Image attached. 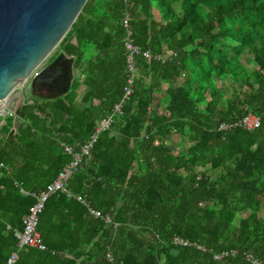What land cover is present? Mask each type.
Segmentation results:
<instances>
[{
  "label": "trees",
  "instance_id": "1",
  "mask_svg": "<svg viewBox=\"0 0 264 264\" xmlns=\"http://www.w3.org/2000/svg\"><path fill=\"white\" fill-rule=\"evenodd\" d=\"M126 14L140 48L132 91L66 182L112 221L52 193L37 221L45 248L23 246L13 264H264V0H86L56 46L81 78L23 104L11 138L12 116L0 125V264L31 193L71 159L60 142L78 150L122 99ZM173 134L190 144L174 150Z\"/></svg>",
  "mask_w": 264,
  "mask_h": 264
},
{
  "label": "water",
  "instance_id": "2",
  "mask_svg": "<svg viewBox=\"0 0 264 264\" xmlns=\"http://www.w3.org/2000/svg\"><path fill=\"white\" fill-rule=\"evenodd\" d=\"M85 2L0 0V99L14 111L7 139L20 126L23 104L33 103L34 96L54 99L69 90L75 57L56 46ZM42 83L59 90L40 93L38 86Z\"/></svg>",
  "mask_w": 264,
  "mask_h": 264
},
{
  "label": "built area",
  "instance_id": "3",
  "mask_svg": "<svg viewBox=\"0 0 264 264\" xmlns=\"http://www.w3.org/2000/svg\"><path fill=\"white\" fill-rule=\"evenodd\" d=\"M122 24L125 28V36H124V48L126 50V70H127V79L126 85L124 87L123 97L120 102L116 103L113 107V110L110 114L99 119L98 124L96 125L94 131L90 134L89 138L81 144L78 150H75L74 147L70 145L64 144V150L68 154L71 155V159L65 163L60 171L58 172L57 176L46 186L44 190H41L37 193H31L35 200L31 205L28 213L24 216V226L23 229L18 231H14V235L17 239V250H13L9 256L7 257L6 264H13L18 256V250H20L23 246H32L37 247L40 249H44L45 246L43 244L41 235L39 230L37 229V221L38 215L42 211L45 201L52 193L55 192H64L68 196H74L77 200L83 202L85 205L89 207L88 202L83 199L79 194H73L66 188V182L68 178L74 173L79 167L81 162L83 161L84 157L89 154L90 148L92 144L97 140L98 134L100 131L108 128L110 122L112 121L113 113L120 112V107L122 102L128 98L132 91L133 85V78H134V56L140 52V48L134 43L132 38V31L129 26V16L126 14L123 17ZM142 55L145 57L149 56V52L147 50L142 52ZM8 116H14V111L12 109L7 108V103L4 99H0V120H5ZM241 121L244 123L245 126L254 127L258 126L259 119L252 115L248 114L244 116ZM2 165V163H0ZM21 191L25 194L29 192L21 189ZM89 211L95 217L103 218L107 222H111L110 215H102L99 210H95L89 207ZM117 225L116 222H113V226ZM173 242L176 244H190L187 240H184L180 237L175 236L173 238ZM198 248H203V246L198 245ZM108 261H112L113 257L110 251H107L105 254ZM215 258L220 257V255H215ZM121 264V263H120Z\"/></svg>",
  "mask_w": 264,
  "mask_h": 264
},
{
  "label": "rangeland",
  "instance_id": "4",
  "mask_svg": "<svg viewBox=\"0 0 264 264\" xmlns=\"http://www.w3.org/2000/svg\"><path fill=\"white\" fill-rule=\"evenodd\" d=\"M78 70L77 71H75V74H76V72H77V74L75 75L77 78H81V70H82V67H80L79 66V68H77ZM79 70H80V72H79ZM229 83H230V80L229 79H227V81H226V83H225V85H229ZM79 92V91H78ZM45 94H47V93H45ZM78 94H80V93H78ZM162 99V98H161ZM165 101L162 99V102H161V106H160V111L161 112H164V110H165ZM181 136H177L176 134H173L171 137H167L166 139H165V141H166V143H169L170 144V146L174 149V150H176V149H182L183 147L185 148V147H187L190 143H189V141L187 140V138L184 136V137H181ZM199 168H201V167H199ZM239 215H242L241 213L239 214Z\"/></svg>",
  "mask_w": 264,
  "mask_h": 264
},
{
  "label": "crops",
  "instance_id": "5",
  "mask_svg": "<svg viewBox=\"0 0 264 264\" xmlns=\"http://www.w3.org/2000/svg\"><path fill=\"white\" fill-rule=\"evenodd\" d=\"M71 42H73V43H75V37H72V39H71ZM74 70V69H73ZM75 71L76 70H74V77H75V75L77 74V72H76V74H75ZM84 89H85V87L84 86H79L77 89H76V91H77V96H76V102L78 103L79 101H80V98H81V96H82V94H83V92H84ZM79 91V92H78ZM78 93H80V94H78ZM43 94H45V93H43ZM32 99H33V102H35V101H38L39 99H44V100H51V99H47V98H42V97H39V96H34V97H32ZM20 120V124L23 122V118H20L19 119ZM3 120H0V125L1 124H3ZM11 127L12 126H10V128H9V130L11 129ZM17 130V129H16ZM16 130L14 131V134L16 133ZM9 132V131H8ZM8 132H7V134H8ZM7 134H6V138H7ZM13 134V135H14ZM63 146H64V143L63 142H60ZM67 145V144H66ZM63 149H64V147H63ZM21 189L22 188H20V191H21ZM22 192V191H21ZM23 193V192H22ZM109 251V250H108ZM112 254V253H111Z\"/></svg>",
  "mask_w": 264,
  "mask_h": 264
},
{
  "label": "flooded vegetation",
  "instance_id": "6",
  "mask_svg": "<svg viewBox=\"0 0 264 264\" xmlns=\"http://www.w3.org/2000/svg\"><path fill=\"white\" fill-rule=\"evenodd\" d=\"M58 54V51L55 52V54L53 55V57H55L56 55ZM52 57V58H53ZM51 58V59H52ZM71 84V83H70ZM59 90V88H57L56 86H53V87H49V86H46L44 85V83L40 84L38 86V92L40 93H47V94H52V93H55Z\"/></svg>",
  "mask_w": 264,
  "mask_h": 264
}]
</instances>
